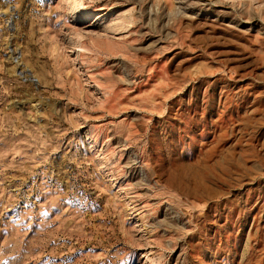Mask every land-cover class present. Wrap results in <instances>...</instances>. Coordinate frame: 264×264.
<instances>
[{"label":"rangeland","instance_id":"374dc122","mask_svg":"<svg viewBox=\"0 0 264 264\" xmlns=\"http://www.w3.org/2000/svg\"><path fill=\"white\" fill-rule=\"evenodd\" d=\"M0 264H264V0H0Z\"/></svg>","mask_w":264,"mask_h":264}]
</instances>
